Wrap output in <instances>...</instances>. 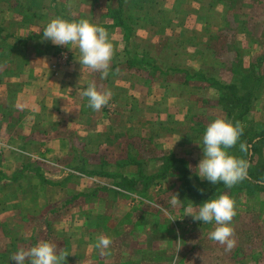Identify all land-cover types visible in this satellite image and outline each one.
<instances>
[{
	"label": "crops",
	"instance_id": "obj_1",
	"mask_svg": "<svg viewBox=\"0 0 264 264\" xmlns=\"http://www.w3.org/2000/svg\"><path fill=\"white\" fill-rule=\"evenodd\" d=\"M119 1L39 0L41 8H44L31 15L38 20L17 25L15 21L27 14L12 4L15 0H0V110L7 115L0 120V130H8L3 145L14 150H22L15 147L22 145L31 149L25 150L39 160L45 159L38 153L41 151L47 159L66 160L76 155L75 137L91 138L100 131L99 126L107 124L110 106L115 107L117 121L126 116L132 119L140 114L161 118L166 125L164 145L171 148L175 157L186 159L185 155L200 141L197 131L201 123L198 124L196 119L199 110H203L200 103L211 99V106L217 114L215 119L228 116L226 109L220 108V87L214 81L237 85L236 76L243 80L240 86L237 85L236 96L251 98L249 109L245 112L242 107L239 111L243 113L239 123L248 129L247 134L253 135V142L260 140V136L255 135L264 132V0H160L163 2L159 16L162 25L159 35L162 37L151 39L150 47L148 43L145 49L148 53L145 58L142 57L143 52L137 53V45L127 46L125 30L121 26H111L109 23L112 21H105L106 12L117 8ZM124 6L127 10L131 5ZM93 16L102 17L100 22L92 24L107 31L113 46L106 76L79 64L80 53L76 45H69L70 49L43 39L44 26L53 18L89 21ZM133 29L135 27L131 28L129 41L134 34L141 35ZM146 30L150 31L143 28L148 34ZM171 37H176L179 45L178 49L169 51ZM155 40L162 43L157 41L156 44ZM142 58L144 61H141ZM52 65L65 66L54 74ZM239 66L243 67V72L235 71ZM154 67L159 72L155 77L151 74ZM189 68L195 73H188ZM230 74L234 75V80ZM89 84H95L99 91L111 93L108 103L100 110L90 108L87 98L81 95ZM218 101L219 104H216ZM228 120L232 122V119ZM112 124L117 125L115 121ZM238 150L237 142L228 151L247 159V151L242 157ZM18 153L4 152L0 160L2 179L7 181L5 184L2 181L0 185V223L4 226H10L12 221H25L27 211L37 215L45 204L58 202L56 198L49 202L43 191L58 192L59 185L44 181L38 169L33 172L21 166L24 158ZM251 154L249 150L248 158ZM80 156L79 160H84L82 153ZM250 161L252 176L260 179L252 181L264 186V139L258 141ZM28 173L39 175L41 180L31 186L19 185ZM222 188L206 199L227 194L234 201L235 215L230 223L235 244L227 249L226 245L210 240L211 264H264V189L260 188L258 193L245 187L220 192ZM90 190L67 188L70 194L89 193ZM27 195L31 201L27 200ZM192 198L195 203L203 201ZM178 210L177 215L183 217L179 220L193 221L188 215L193 206L191 209L189 204L181 203ZM170 211L166 210V214H171ZM89 217L81 220L91 226L93 219ZM76 219H72L73 224H76ZM252 220L258 221L259 229L255 223L251 224ZM251 226L258 229L259 234L252 233ZM130 227L124 225V233L107 237L111 240L107 249L97 247L102 236L94 238L90 235L91 231L82 238L68 237V244L71 245V250L67 249L68 255L80 259V264H160L156 252L164 253L170 240L165 237L156 241L155 237H161L165 232L159 228L153 234L134 236ZM5 236L2 240L10 242L9 236ZM10 244L7 250L18 248L15 242ZM71 262L68 261V264H74V261Z\"/></svg>",
	"mask_w": 264,
	"mask_h": 264
},
{
	"label": "rangeland",
	"instance_id": "obj_2",
	"mask_svg": "<svg viewBox=\"0 0 264 264\" xmlns=\"http://www.w3.org/2000/svg\"><path fill=\"white\" fill-rule=\"evenodd\" d=\"M18 1L15 0L12 4L21 8L27 15L17 19L15 23L17 25H25L26 22L37 21L38 19L31 18V15L34 11L44 8H41V2L39 0ZM127 5L131 6L126 11L133 16L138 15L140 18L137 22L129 25L135 27L133 31L137 30L136 33L139 32L143 35L134 34L131 41H127V46L137 45L138 53L145 52L148 43L150 47L153 37L156 39L162 37L159 35L162 28L159 16L163 2L155 0L154 3H145L146 6L143 9L133 7L132 1H128ZM147 13L149 17L153 18H148L146 16ZM101 19L102 17L93 16L89 22L98 23ZM109 20L112 21L108 17L105 18V21ZM143 28H147L151 32L146 30L148 33L146 34ZM157 41L160 44L162 43V41L155 40L156 44ZM169 41V51L178 49L179 44L176 37H171ZM64 66H57L56 72L58 73ZM242 68L239 66L235 71L243 72ZM51 71H53V67ZM187 72L195 73L190 68ZM151 74L154 77L159 74L157 67L152 69ZM230 77L233 79L234 75L230 74ZM236 82L240 86L243 80L236 76ZM219 90L220 95H222L223 90L220 88ZM217 93L219 92L217 91ZM205 100L200 103L203 110H199L198 115L196 114V119L199 121L198 124L201 123L197 131V136L200 135V141L190 153L185 155V158L188 159L189 180L197 187H200L201 190L209 191L212 184L206 180H201L196 175V166L203 155L199 145L202 141V135L207 125L217 117L211 106L212 100ZM216 104H219V101ZM220 108H224V106L221 105ZM108 111L107 124H104L103 127L99 126L100 131L96 135L94 134L91 138L75 137L77 139L75 140L77 144L74 145L76 155L70 156L66 160L47 159L48 157L41 151L42 147L39 150L41 152L38 153L44 156V160L36 159V156L33 157L29 153L30 151L26 152V150L31 149L22 145H13L22 149L14 150L12 147L3 145L8 130H0V160L4 152L10 154L19 152L18 154L24 158L21 166L33 172L38 169L39 174L46 177L47 181L51 182L52 185H59L58 192L53 190L43 191L45 196L49 198V202L55 198L58 199V202L45 204L44 209L38 211L40 216L27 211L28 215L24 216L25 221H12L10 226H4L0 223V264H15L14 261L10 260V257L18 249L27 250L44 240L56 243L59 253H67L63 264H68V261L80 264V259L68 255L67 249L71 250V245L68 244V237L74 239L82 238L83 235H87V232L90 231V235L92 237L95 236L94 238L100 236L110 237L121 232L124 233V225L131 226L130 229H132L134 236L149 234V232L153 234V231L158 232L159 228L165 232L161 237H155L156 241H161L165 237L170 240V245L166 247L167 250L164 253L156 252L157 258L161 260L160 264H211L210 253L212 247L208 235L210 231L217 227L215 222L199 223L191 219L181 221L179 219L183 217L177 215L179 212L178 207L181 203L189 204L191 209L193 206V210H191L193 212L198 209L197 205L202 201L198 203L192 202L193 198L188 194L186 185L179 174L168 173L165 178H151L162 171L165 155H176L171 148H166L167 146L163 143L166 125L162 123L161 118H157V120L146 114H140L132 119L126 116L117 121L114 115L115 107L109 106ZM4 116L7 115L0 110V120ZM232 117L223 116L227 120ZM114 121L117 125L112 124ZM193 124L198 126L197 123ZM6 143L9 142L6 141ZM78 151L83 154L84 160H79L81 156L80 153L77 154ZM237 152H240V156H244L245 152L240 150ZM32 159L39 161L36 162ZM13 165L14 163L11 166ZM18 168L19 166L15 169ZM1 175L2 169H0V185L3 184L2 181L4 184L7 183L5 179H2ZM132 179L133 181L131 182ZM40 180L39 175L34 176L32 173H28L22 177L23 182H20L19 185L24 186L26 184L31 186ZM203 182L206 184L202 185ZM70 187H77L82 190L89 188L91 190L89 193L70 194L67 192V188ZM242 187L256 190L257 193L260 188L264 189L263 185L247 182L243 185L239 182L232 188L238 189ZM227 189L229 188L224 186L220 192H225ZM177 193L180 201L173 205L171 200L173 199V194ZM29 198V195H27V200L31 201ZM168 208L171 210V214L167 215L166 210H169ZM38 209L35 210L37 211ZM0 210H2L1 204ZM115 213H118V215H115ZM74 215L75 217H73ZM88 216H90V220L93 219L90 221L92 223L91 226H88L90 224L86 225V221L83 222L81 220V218H87ZM70 219L71 221H69ZM72 219H76V224H73ZM250 222L251 224L255 223V227L258 228V221L252 220ZM251 227L252 233H258L259 228ZM136 232L138 234L135 235ZM3 235H7L5 238L9 236L10 242L13 241V244L15 242L18 248H14L11 251L7 250L10 242L3 241ZM262 239H264V236ZM10 246L12 247V244ZM139 250L141 249L139 248ZM74 254L76 256V253Z\"/></svg>",
	"mask_w": 264,
	"mask_h": 264
},
{
	"label": "clouds",
	"instance_id": "obj_3",
	"mask_svg": "<svg viewBox=\"0 0 264 264\" xmlns=\"http://www.w3.org/2000/svg\"><path fill=\"white\" fill-rule=\"evenodd\" d=\"M42 34L43 39L51 41L54 45L68 47L76 45L80 53L77 60L80 65L87 66L102 76L107 75L113 56V46L104 28L85 19L72 21L57 17L47 22ZM81 95L87 98L90 108L100 110L108 103L111 93L99 91L95 84H89ZM242 134L243 128L239 122L233 124L224 118L212 120L207 125L199 144L203 155L196 166L197 177L212 185L222 182L229 189L246 179L249 162L228 151L237 144ZM239 148L241 152H246L248 145L240 142ZM178 197V193L173 194L171 200L173 205L180 201ZM197 206V211L189 212L188 215L199 223L214 221L217 227L209 232L208 238L231 249L235 244L230 223L235 215L234 201L229 195L222 194L205 199ZM110 243L109 238L102 237L97 247L107 249ZM66 255L67 253L61 254L57 251L56 243L44 240L27 250L18 249L10 260L15 264H63Z\"/></svg>",
	"mask_w": 264,
	"mask_h": 264
},
{
	"label": "trees",
	"instance_id": "obj_4",
	"mask_svg": "<svg viewBox=\"0 0 264 264\" xmlns=\"http://www.w3.org/2000/svg\"><path fill=\"white\" fill-rule=\"evenodd\" d=\"M145 1L146 0H134V1H132V5L135 8L143 9L146 6ZM154 2H148V3H154ZM127 3H128V1L124 2L123 0H120L118 2L117 8L108 10L106 12V16L108 18L112 19V23H109L111 26H121L125 30L126 40L129 41L130 35H131V28H133V26H131L129 24H131L133 22H137L140 18L138 16L137 17L133 16L132 14L128 13L125 10L124 5ZM146 16L148 18H153V17H149L148 13L146 14ZM128 21H131V22L128 23ZM126 51H128V50H126ZM145 56H148L147 52L142 53V57L145 58ZM143 58L141 59V61H144ZM128 60L133 61L131 58H129ZM214 84H216L217 86H219L223 90V93H222L219 101H220V104H222L224 106V108L226 109L228 117L233 116L231 118L232 123L235 124L237 122H240L242 117H243V113H241L239 111L242 110V107L245 109L244 110L245 112L249 109L248 104L250 103L251 98H249V96H245V97L236 96L235 90H237V87H238L236 84H233V83L228 84L225 82H220L219 80H216V79L214 81ZM241 127H242V125H241ZM248 132H249L248 129L243 128V134L241 135L238 143L245 142L247 145L251 144V147H248V150H247V159H245L247 161H250V160H252L253 153L257 150L258 141L264 139V132H261L259 135H255V137L260 136V140L255 141V142H253V139H254L253 135L250 136L249 134H247ZM249 150L252 151L250 158H248ZM164 161H165V163H164V167H163L162 171L158 174L153 175L151 178H156V177L157 178H165L168 173L179 174L180 177L182 178V180L184 181L185 185H186L188 193L192 197H194L198 200H201V199L204 200L208 196L215 193L218 189L220 190V188L224 187V184L222 182H218L217 184L212 185L211 188H209L208 192L201 191L200 189H198L196 187V185H194L191 182V180H189V177H188V161L186 159L177 158L173 154H167L164 156ZM250 162H252V161H250ZM252 168L253 167L250 163L248 170H247V175L250 176L251 178L246 177V179L241 181L242 185L245 182L253 184L254 183L253 181L258 179V178H255L254 176H252L253 175V173H251ZM113 176H119V175H113ZM41 178L44 181H47V179L44 178L43 176H41ZM121 179H123V177H121ZM258 180H260V179H258ZM132 181H133V179L131 180V182ZM205 184L206 183H204V182L202 183V185H205Z\"/></svg>",
	"mask_w": 264,
	"mask_h": 264
},
{
	"label": "built area",
	"instance_id": "obj_5",
	"mask_svg": "<svg viewBox=\"0 0 264 264\" xmlns=\"http://www.w3.org/2000/svg\"><path fill=\"white\" fill-rule=\"evenodd\" d=\"M65 59H66V58H65ZM65 59H63V61H65ZM57 66H60V65H52L54 73H57V72H56V68H57Z\"/></svg>",
	"mask_w": 264,
	"mask_h": 264
}]
</instances>
